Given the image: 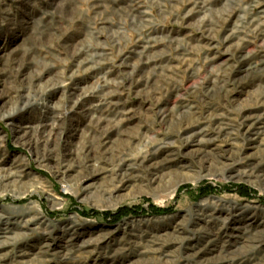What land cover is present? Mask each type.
I'll return each instance as SVG.
<instances>
[{"label":"rangeland","instance_id":"obj_1","mask_svg":"<svg viewBox=\"0 0 264 264\" xmlns=\"http://www.w3.org/2000/svg\"><path fill=\"white\" fill-rule=\"evenodd\" d=\"M0 264H264V0H0Z\"/></svg>","mask_w":264,"mask_h":264},{"label":"trees","instance_id":"obj_2","mask_svg":"<svg viewBox=\"0 0 264 264\" xmlns=\"http://www.w3.org/2000/svg\"><path fill=\"white\" fill-rule=\"evenodd\" d=\"M141 210V211H140ZM138 209V208H121V209H118L116 212L114 213H110V212H103V213H99L97 211H93V214L95 215H98V216H101V218H104V219H108L112 222H117L119 221V219L126 215V214H130V213H139V212H149V213H154V214H160V213H163L164 214V211H166V209H160L158 207H155V206H150L148 209Z\"/></svg>","mask_w":264,"mask_h":264}]
</instances>
